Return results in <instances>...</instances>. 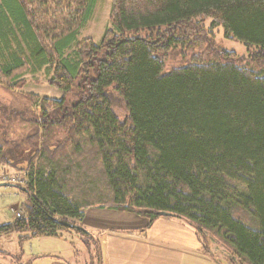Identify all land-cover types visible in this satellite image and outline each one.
<instances>
[{
  "label": "trees",
  "instance_id": "obj_1",
  "mask_svg": "<svg viewBox=\"0 0 264 264\" xmlns=\"http://www.w3.org/2000/svg\"><path fill=\"white\" fill-rule=\"evenodd\" d=\"M96 4L0 0L5 88L42 73L76 100L26 94L36 114L0 126V166L24 174L30 202L0 237H91L89 209L137 215L147 229L164 213L202 251L216 243L232 264H264V0H112L99 44L77 38ZM217 28L247 55L219 48Z\"/></svg>",
  "mask_w": 264,
  "mask_h": 264
},
{
  "label": "rangeland",
  "instance_id": "obj_2",
  "mask_svg": "<svg viewBox=\"0 0 264 264\" xmlns=\"http://www.w3.org/2000/svg\"><path fill=\"white\" fill-rule=\"evenodd\" d=\"M112 0H97L93 15L88 24L79 32L78 39L90 38L95 44H99L109 27V15ZM205 28H210L211 20L208 18L197 19ZM213 38L216 45L228 52H232L239 57L246 56V48L238 41L227 40L223 36L221 29L213 31ZM169 62L167 66L173 65ZM177 64V63H176ZM22 73V72H21ZM22 78V77H21ZM26 85L18 91H9L5 87L8 81L0 79V126L22 127L18 118L10 120L9 115H23L27 118L36 112L31 104L25 99L26 94L36 96L38 99H48L60 101L65 98L67 102H75L73 96L65 97L64 92L48 85V79L44 75L38 74L36 78L24 76ZM22 79H18L20 81ZM112 95V105L115 115L124 120L127 117L124 104L120 97L110 91ZM8 120L9 123H8ZM7 174L15 176L24 181V174L12 167L0 166V175ZM1 184V183H0ZM14 186V187H13ZM25 186L24 182L16 185L0 187V225L9 224L16 217L22 216V211L30 205L26 195L20 190ZM17 187V188H16ZM16 216V217H15ZM184 226L193 228L185 221L179 220ZM201 245V244H200ZM220 246L216 243L210 245L211 252L209 260L193 258L191 264H215L210 257L217 258L221 264H232L226 261L221 252ZM189 258V257H188ZM0 264H99L97 247L92 239L74 230L59 231L55 237H31L29 232L11 233L0 237ZM217 264V263H216Z\"/></svg>",
  "mask_w": 264,
  "mask_h": 264
},
{
  "label": "crops",
  "instance_id": "obj_3",
  "mask_svg": "<svg viewBox=\"0 0 264 264\" xmlns=\"http://www.w3.org/2000/svg\"><path fill=\"white\" fill-rule=\"evenodd\" d=\"M81 226L91 234L99 264H191L193 258L210 261V252L202 251L194 232L177 219L161 217L147 229V220L137 215L89 209Z\"/></svg>",
  "mask_w": 264,
  "mask_h": 264
},
{
  "label": "built area",
  "instance_id": "obj_4",
  "mask_svg": "<svg viewBox=\"0 0 264 264\" xmlns=\"http://www.w3.org/2000/svg\"><path fill=\"white\" fill-rule=\"evenodd\" d=\"M18 182H24L21 179L16 178L15 176L12 175H7L5 173L0 175V183H7V184H16Z\"/></svg>",
  "mask_w": 264,
  "mask_h": 264
},
{
  "label": "water",
  "instance_id": "obj_5",
  "mask_svg": "<svg viewBox=\"0 0 264 264\" xmlns=\"http://www.w3.org/2000/svg\"><path fill=\"white\" fill-rule=\"evenodd\" d=\"M10 185H7V184H0V187H8ZM14 187V186H13ZM160 217H169L167 214H164V213H161L160 214ZM67 228L69 229H73L75 227H73L72 225H66Z\"/></svg>",
  "mask_w": 264,
  "mask_h": 264
}]
</instances>
